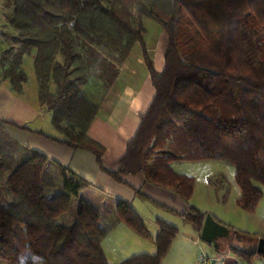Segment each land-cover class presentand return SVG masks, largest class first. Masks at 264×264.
Masks as SVG:
<instances>
[{
	"label": "trees",
	"instance_id": "1",
	"mask_svg": "<svg viewBox=\"0 0 264 264\" xmlns=\"http://www.w3.org/2000/svg\"><path fill=\"white\" fill-rule=\"evenodd\" d=\"M8 5L3 36L11 46L0 50V77L21 93L28 79L24 61L35 54L39 103L65 136L60 143L95 154L101 170L118 182L141 174L186 202L195 180L175 173L173 163L231 164L241 190L238 206L257 209L263 192L256 184L264 187V0H8ZM145 20L159 23L168 35L165 69L157 73L144 48L156 94L120 170L108 172L102 167L104 148L88 137L99 107L84 88L91 79L112 84L135 44L144 43ZM6 125L0 120V264H108L101 215L80 196L89 183L21 145ZM116 208L121 221L151 238L130 204L117 201ZM205 217L195 208L184 215L198 230ZM158 224L156 254L119 264H162L179 230ZM231 251L243 260L253 257Z\"/></svg>",
	"mask_w": 264,
	"mask_h": 264
},
{
	"label": "crops",
	"instance_id": "2",
	"mask_svg": "<svg viewBox=\"0 0 264 264\" xmlns=\"http://www.w3.org/2000/svg\"><path fill=\"white\" fill-rule=\"evenodd\" d=\"M144 28V43L135 44L112 84L107 86L102 79H91L84 88L87 98L99 107L88 137L104 148L102 167L108 172L117 173L120 170V162L126 155L128 144L136 135L141 117L156 94L144 58V48L154 70L160 74L165 69L169 42L166 31L153 20H145ZM34 56L35 54L27 58L33 62ZM31 62L28 66L30 69ZM33 74L35 80L30 82L27 75L28 79L21 93L13 91L9 82L0 77V120L9 124L4 126L5 131L21 145L45 155L50 161L69 169L89 183L90 186L82 190L80 196L101 215L100 225L106 231L101 245L108 264H119L141 254L155 255L159 221L175 227L180 223L200 238L201 230L194 225L191 229L192 224L184 219L191 208L205 215L212 211L218 221L232 225L225 217L226 212H220L217 208L215 211L211 207H199L192 199L186 202L175 192L148 183L141 174L121 176L123 182H118L101 170L95 154L60 143L66 138L53 126L51 113L39 103L35 71ZM208 164L210 163L175 162L172 169L179 175L195 180V168ZM117 201H124L133 207L146 224L150 240L147 241L119 219ZM184 239L191 244V238L182 237L181 240ZM194 242L199 245V239ZM216 253L224 252L216 250ZM239 264L242 263L239 261Z\"/></svg>",
	"mask_w": 264,
	"mask_h": 264
},
{
	"label": "rangeland",
	"instance_id": "3",
	"mask_svg": "<svg viewBox=\"0 0 264 264\" xmlns=\"http://www.w3.org/2000/svg\"><path fill=\"white\" fill-rule=\"evenodd\" d=\"M11 7L8 5V0H0V50H7L11 46V42L7 40L3 34L7 31L5 29L6 16L10 14ZM32 59V58H31ZM31 60L25 59L24 66L25 73L30 77V82L35 80L33 62L31 69L28 67ZM86 95V94H85ZM87 96V95H86ZM89 99V97H88ZM202 163V162H201ZM208 165L199 166L195 168L197 173L195 179V188L192 201L197 206L203 208L211 207V210L215 208L220 212H226V219L230 220V228L238 230L241 233H246L250 236H262L264 237V187L260 184H256L262 189L263 196L258 204L257 209L254 212H246L238 206V200L241 195V190L236 183V172L233 165L218 162L208 161ZM213 215L212 211H210ZM214 216V215H213ZM189 225V224H188ZM189 227V226H188ZM193 225H191L192 229ZM179 230V236L176 237L169 249V252L163 258L162 264H195L199 254L204 253L207 256H214L216 250L209 244L200 240L197 234H194L192 230L184 227L182 224L177 226ZM182 237L191 238V244ZM199 239V245L197 246L194 241ZM147 241L150 239H146ZM220 252L231 253L234 259H238L242 264H264V257L260 255H254L251 260H243L242 258L235 256L231 251V248L227 242H221Z\"/></svg>",
	"mask_w": 264,
	"mask_h": 264
},
{
	"label": "water",
	"instance_id": "4",
	"mask_svg": "<svg viewBox=\"0 0 264 264\" xmlns=\"http://www.w3.org/2000/svg\"><path fill=\"white\" fill-rule=\"evenodd\" d=\"M200 239L218 251L221 249V242L225 241L232 250H237L248 256L260 255L264 257V238L232 230L211 214H206Z\"/></svg>",
	"mask_w": 264,
	"mask_h": 264
},
{
	"label": "built area",
	"instance_id": "5",
	"mask_svg": "<svg viewBox=\"0 0 264 264\" xmlns=\"http://www.w3.org/2000/svg\"><path fill=\"white\" fill-rule=\"evenodd\" d=\"M196 264H239V260L234 259L231 253H219L213 257L202 253L198 256Z\"/></svg>",
	"mask_w": 264,
	"mask_h": 264
}]
</instances>
